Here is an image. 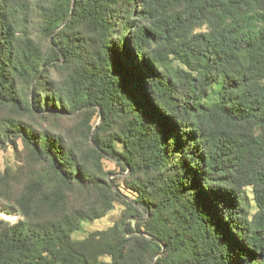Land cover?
<instances>
[{
    "label": "trees",
    "instance_id": "16d2710c",
    "mask_svg": "<svg viewBox=\"0 0 264 264\" xmlns=\"http://www.w3.org/2000/svg\"><path fill=\"white\" fill-rule=\"evenodd\" d=\"M31 3L0 0V145L41 167L0 174L23 218L0 219V264H264V0H44L45 48ZM75 112L78 143L42 125ZM116 203L113 226L70 238Z\"/></svg>",
    "mask_w": 264,
    "mask_h": 264
},
{
    "label": "rangeland",
    "instance_id": "374dc122",
    "mask_svg": "<svg viewBox=\"0 0 264 264\" xmlns=\"http://www.w3.org/2000/svg\"><path fill=\"white\" fill-rule=\"evenodd\" d=\"M43 1L44 0H33V3L30 4V8L28 9V13L22 15V25L24 29L28 31V35L31 37V39L40 43L41 48H45V43L49 41L48 39L41 37L44 39L41 42L39 33L42 15L39 7L43 5ZM35 3L38 5V7L34 6ZM62 75L63 74H52L51 77L60 78V76ZM75 115L76 112L72 115L57 119V121L54 122L53 125H48L46 123H42V125L44 126V128H54L57 131L63 133V135L70 140L78 143L79 136L77 130L79 127L80 119H77ZM4 117H13V115L7 108H0V118ZM23 120L26 121V118ZM100 123V117H98V115H93V117L90 119L92 132ZM82 137L83 135L81 134L80 138L82 139ZM10 139L14 140L13 138ZM14 141L15 146L11 142H5L3 146H1L2 144L0 145V174L4 172V169H8L10 176L13 179L17 180L18 182L20 181L21 183H24L33 178L35 174L39 173L41 171V167L39 165H36L29 159L28 150L20 139ZM83 143L85 145V141H82V144ZM116 148L119 149L118 146H116ZM116 153L114 154V156L106 157L105 159H103L102 165L104 170L109 173L107 178L110 180L111 190H117L116 186L112 184L113 180L117 185H120V193L123 195V197L126 198L127 202H131L133 199L132 192L125 188V185V187L122 186L123 183L128 180L129 172L126 169L124 171L120 169V166L118 164L119 159L117 158ZM249 198L250 195L248 194L246 199V206L249 215H251L254 213L255 209ZM4 208L11 212L9 216L4 214V212L2 211V209ZM123 209V205L116 203L114 205V208L109 211L103 218L92 221H82L80 223L79 229L70 234V238L74 241H81L93 232L108 229L109 227L113 226L115 222L120 220ZM0 219L9 223H16L23 218L20 216L18 208L14 203L7 204L0 200ZM105 261H108V259H105Z\"/></svg>",
    "mask_w": 264,
    "mask_h": 264
}]
</instances>
